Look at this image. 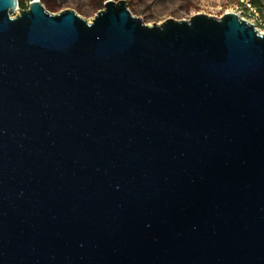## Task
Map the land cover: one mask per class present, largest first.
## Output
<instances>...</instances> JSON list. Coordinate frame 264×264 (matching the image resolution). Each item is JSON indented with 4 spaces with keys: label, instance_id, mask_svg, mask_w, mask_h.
I'll return each instance as SVG.
<instances>
[{
    "label": "water",
    "instance_id": "95a60500",
    "mask_svg": "<svg viewBox=\"0 0 264 264\" xmlns=\"http://www.w3.org/2000/svg\"><path fill=\"white\" fill-rule=\"evenodd\" d=\"M17 5L0 0V264H264V34Z\"/></svg>",
    "mask_w": 264,
    "mask_h": 264
},
{
    "label": "rangeland",
    "instance_id": "374dc122",
    "mask_svg": "<svg viewBox=\"0 0 264 264\" xmlns=\"http://www.w3.org/2000/svg\"><path fill=\"white\" fill-rule=\"evenodd\" d=\"M107 0H43L41 5L50 14H57L64 10H72L87 22H90L98 11L103 9ZM113 2L120 0H112ZM127 9L135 16L140 17L144 24L160 23L164 19L188 20L192 15L204 14L219 18L224 13L236 14L235 1L233 0H125ZM29 1L23 3L27 9ZM18 8L12 17L18 15ZM243 20L248 18L242 16ZM254 28L261 34L264 29L259 26Z\"/></svg>",
    "mask_w": 264,
    "mask_h": 264
},
{
    "label": "built area",
    "instance_id": "2783aa9c",
    "mask_svg": "<svg viewBox=\"0 0 264 264\" xmlns=\"http://www.w3.org/2000/svg\"><path fill=\"white\" fill-rule=\"evenodd\" d=\"M259 7L255 6L251 0H235L236 15L241 19L242 16L253 26H259L264 29V0H257Z\"/></svg>",
    "mask_w": 264,
    "mask_h": 264
},
{
    "label": "trees",
    "instance_id": "16d2710c",
    "mask_svg": "<svg viewBox=\"0 0 264 264\" xmlns=\"http://www.w3.org/2000/svg\"><path fill=\"white\" fill-rule=\"evenodd\" d=\"M24 1H26V0H18V5L17 6H19L20 8H22L21 10H23L25 7L23 6V3H24ZM29 2L30 1H32V0H28ZM43 0H40V2H42ZM233 1H235V0H233ZM251 2L255 5V6H257V7H259V4H258V2H257V0H251Z\"/></svg>",
    "mask_w": 264,
    "mask_h": 264
}]
</instances>
